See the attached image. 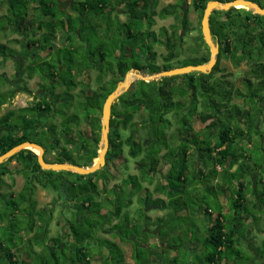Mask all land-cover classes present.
<instances>
[{
    "label": "trees",
    "instance_id": "16d2710c",
    "mask_svg": "<svg viewBox=\"0 0 264 264\" xmlns=\"http://www.w3.org/2000/svg\"><path fill=\"white\" fill-rule=\"evenodd\" d=\"M208 1L211 0H195V8L200 10L201 15ZM258 4L264 8L259 1ZM156 6L157 0H0V69L9 58L16 56L25 58L28 63L25 67L26 73L29 76L37 75L42 79L47 84L42 86L43 93L48 90L49 94L46 98L26 105L17 112L9 110L0 115V131L2 128H8V134L0 136V155L23 142L36 143L42 146L46 153L48 148L45 143L30 140L26 131L36 130L38 128L36 126H41L38 125L37 119L46 117L45 112L50 111L53 112L50 116L52 119L56 116L61 118V128L58 131L64 138H67L65 142L67 146L75 143L74 137L82 141L81 147H85L86 162L79 164L72 161L65 150L57 161L44 158L45 162L90 167L97 156L93 146L96 147L100 138L101 109L106 97L115 89L117 82L122 80L123 75L131 68L155 74L175 67L170 64L176 56L175 48L182 41L178 35L177 25L170 26L169 30L162 27L159 34L151 30V27L154 16L163 18L176 13L179 5L168 4L159 13L155 11ZM121 14L125 16L124 21L120 19ZM251 19H255L257 23L250 21ZM179 24L181 25V22ZM209 26L213 39L219 44L217 62L212 71L208 74L195 72L164 77L151 82H134L130 89L118 97L112 105L114 118L110 120L108 156L121 152L122 146H126L131 158L139 157L136 169L140 177L130 179L134 180L138 191H142L141 184L144 182L153 186L152 192L146 194L147 201L150 200L151 204L159 205L161 209L167 211L165 217L150 222V218L143 211L144 199L138 196L137 201L140 208H136L135 219H128L129 213L126 210L122 215L124 219H119L124 226L120 225L121 227L115 228L120 231L122 241H127L131 232L139 233V230L143 228L142 224L145 223V228L149 225L156 228L161 238V246L164 247L163 251L168 248L166 252L169 253L175 243L172 236L178 231L174 223L181 220L185 227L190 225L191 220L195 221L196 217L202 216L205 231L202 239L205 251L200 254L203 259H199V264H228L226 251L246 239L243 220L248 214V206L243 205L246 192L242 183L244 173H241V168L235 171L231 169L244 158L242 155L244 150L240 148L241 140L245 135L250 137L248 133H251L254 128L258 130L260 122H258L259 110L253 99L250 103L248 102L249 107L245 111L236 103H232L230 107V93L223 91L229 82L222 81L224 77L214 78V74L219 71L222 57L229 60L234 68H238L242 61L248 60V64L250 62L253 64L248 66V71L244 72V76L259 79L257 91L264 90V68L255 67L264 57V16L236 8L228 11H213L209 18ZM11 35H16L20 39L13 38ZM57 38L61 40V46L55 44ZM1 39L6 41L2 42ZM258 39L260 46L258 44L254 46V42ZM197 40L199 43L196 45L199 49L201 50V47L204 49L203 53L199 51V59L195 62L176 65V67L198 65L208 61L209 50L202 39L201 30H199ZM156 42L164 45L167 50L165 56L162 57V68L155 61L156 53L153 52V45ZM16 44L20 47V52L12 47ZM127 50L129 56L126 55ZM43 53L44 57H41ZM146 54L149 57L148 62ZM134 56L146 61L147 66L141 65L138 59L133 60ZM100 63L106 64L108 68L101 67ZM113 67L116 68L118 74H121V78L111 77L109 81L104 80L106 71L112 70ZM91 69L97 71L93 81L94 87L84 77ZM78 76L81 78L78 79ZM8 81L4 74H0V110L4 104L9 103L12 97V90H2V86ZM58 88L61 89L59 93L56 92ZM250 88L251 86H248L249 90ZM228 106L230 108L225 112L229 115L225 117L219 115ZM140 110L144 112L147 119L142 123H137L134 121V114ZM82 118L87 120L91 133L90 138L85 141H83L80 129L73 130L74 125L77 127ZM209 120L212 121L209 122ZM12 121H20L21 124L15 126L10 124ZM243 121L245 128L240 125ZM193 122H196L197 127ZM46 127L47 147L53 142L59 143L53 138L59 135L55 125L50 127L55 129L56 135L52 133L53 128ZM120 130L129 131L126 139H120ZM257 130L254 131L255 135L264 140V136L259 131L257 133ZM184 133L186 137L182 136ZM259 145L260 143H258L259 149L256 150L261 149ZM221 147L223 149L218 150ZM162 150H165V153L161 156L159 154ZM213 150L218 151L216 159L211 162L208 161V157ZM179 151L180 154L177 155ZM191 151L199 159L200 165L197 166L190 158ZM262 151L264 152V146H262ZM187 152H189V158L186 155ZM160 158L163 159V165L168 167V175L154 182L153 176L157 173V167L161 165ZM11 161H16L21 166L24 179L27 181L22 188L21 202L25 199H33L31 198L32 193H28L30 190L28 179L33 176L51 177V174H68L77 179H91L98 176L103 169L86 176L72 172L45 171L38 165L36 154L24 149L0 164V170ZM224 167L226 171L221 175L223 187H220L219 192L228 191L230 193L228 213H223V206L219 203L216 189L207 184L209 180L218 177L217 168L222 170ZM87 186L89 185L86 184ZM89 187L95 189L94 184ZM204 193L212 195L211 197L216 200L217 211L213 221L207 220L211 218L212 210L209 205L210 197L207 198L208 196ZM75 197L77 196H72V198ZM200 197L203 198L202 202L197 204L196 199L200 200ZM12 203L15 204L12 210H18V205L14 201ZM83 205H85L84 199L81 206L85 208L86 213L79 220L75 219L74 224H69V231L72 234V242L69 244L67 240L65 242L61 240L59 235L48 238L46 222L36 224L37 232L33 229L35 224H26L30 235L31 233L37 234L32 238L17 241L12 232L2 233L0 235V264H91V261L86 259L90 249H86L84 242L92 239L91 233L103 222L107 221L111 226L109 217L99 215V208L108 206L110 203L90 202L87 206L96 207L94 211ZM122 207H124L123 196L120 195L115 209L117 214ZM185 211L187 214L183 215ZM113 213L114 211L109 215ZM26 215H23V219L27 217V222H29L31 211L29 210ZM253 218L255 221L259 220L256 216ZM7 221L8 219L4 225L2 221L0 223L1 229L8 226L4 231L12 227L15 219L9 224ZM131 222L136 224L132 230L126 226ZM162 226L165 230L161 234L158 230ZM184 234H188L187 239L191 240L188 231ZM45 238L49 242L48 245H46ZM167 238L168 244H163ZM22 242L28 244L31 250H35L34 247L38 246L41 250V261L26 262L20 259L17 256L18 243ZM98 242V253L105 246L111 256V259L107 257L100 264H128L116 246L104 239H98ZM137 248L145 252L150 250L152 256L161 257L155 243L149 245V249L136 246L135 250ZM71 253L75 259H71ZM177 257L178 253L168 257L167 264L176 263ZM131 259L134 261L133 264L136 262L148 264L142 262L137 252L132 255ZM162 260L164 261V258ZM149 263L158 264L150 260Z\"/></svg>",
    "mask_w": 264,
    "mask_h": 264
},
{
    "label": "rangeland",
    "instance_id": "374dc122",
    "mask_svg": "<svg viewBox=\"0 0 264 264\" xmlns=\"http://www.w3.org/2000/svg\"><path fill=\"white\" fill-rule=\"evenodd\" d=\"M230 1V0H227ZM259 1L261 4L264 5V0H257ZM168 4H178L179 8H177L176 13H171L166 17L160 18L159 16H154L153 17V26L151 27V30H153L155 33L159 34L160 29L162 27L166 28L169 30V27L172 25H177V31H178V35L180 40L182 39V41L179 42L178 46L175 48V58L172 60L171 62V66H175L174 68H178L176 67V65H183L185 63H189L192 61H196L199 59V51H202V53L204 52V49L201 47V50L199 49V47L196 45L198 42V37H199V30H200V20H201V13L200 10L195 8V0H157V6L155 7V11L156 13H159L163 8L167 7ZM236 8V7H235ZM236 9H243V8H236ZM246 10V9H245ZM248 11V10H247ZM121 20H125V16L123 14H121L120 16ZM183 20V21H182ZM181 22V25L179 24ZM180 25V26H179ZM170 33V31H169ZM101 34V33H100ZM13 38H17L20 39L18 36L16 35H11ZM102 38V37H100ZM160 40H162V38H159ZM2 42H5V39H1ZM55 44L57 46H61V40L59 38H57V40L55 41ZM17 45V44H16ZM13 45L12 47L20 52V47L17 45ZM153 52L156 53L155 55V61L157 63V65L159 67L162 68V64H163V60L162 57L165 56V54L167 53L166 47L164 45L159 44L158 42H156L153 45ZM117 53V52H116ZM126 55L129 56V51L127 50ZM148 54H146V58H147V62L149 61L147 57ZM41 57H44V53L41 54ZM138 58L134 56L133 60H137ZM139 60V59H138ZM141 65H145L147 66V62L146 61H142L139 60ZM193 62V63H194ZM28 63L26 62L25 58H21L19 56H16L15 58H9L5 61L4 66L0 69V74H4L6 76V79H8L9 81L7 82V84L5 83V85L2 86V90L4 91H8V90H12V97L9 101V103H6V105L4 107H2V109L0 110V114L5 113L8 110H14L15 112H17L20 108L26 106V105H30L33 104L31 103L32 101H34L36 98H40L44 97V93H43V87L44 85H47L46 83H44V81H42V79H40L37 75L34 76H29L26 71H25V67ZM139 64V63H138ZM101 67L103 68H108V66L102 65L101 63L99 64ZM22 70V72H21ZM24 70V71H23ZM106 71V70H105ZM161 72V71H160ZM244 72H245V67L243 65H240L238 68H234L232 66V64L224 57L221 58L220 60V64H219V71L216 72L214 74V78H221L224 77V81H228L231 82L235 85L238 86V88H242V80L244 77ZM97 71L95 69H91L89 71V73H87L84 77H86V80H88L91 83V86H93V81L95 78ZM146 74V73H145ZM113 77H118L121 78V74L117 73V70L115 67H113L112 70H107L106 71V75L104 76V80L109 81L110 78ZM78 79H80L81 77H77ZM123 79V78H122ZM122 81V80H120ZM120 81H118L117 83H119ZM117 85V84H116ZM175 91V90H174ZM56 92H61V89L58 88ZM52 102V101H51ZM236 104L239 103V101L235 102ZM55 106V105H54ZM264 107V104H263ZM56 111V110H55ZM46 113V117L44 116V118H38V125L41 126H36L38 128L32 129L31 131L27 130V137L30 140H34V141H38L41 142L42 144L45 143L46 148H48L46 150V153L44 155V158L46 160L49 161H57L63 154V150H65V152H67L70 156V158L72 159V161L79 163V164H84L86 162L85 160V147L82 148L81 145H79V143L81 144L82 141H78L76 139V137H74L75 139V143H71V146H67L69 148H66V139L64 138L61 133L58 131L59 128H61V118L56 116L54 117V119H52L50 116L53 114V112H45ZM114 113V112H113ZM264 113V111H263ZM41 115V114H40ZM50 117V118H49ZM264 118V116L262 117ZM146 116L144 114V112L142 110L138 111V113L134 114V121L137 123H142L144 121H146ZM87 120L85 119H81L79 121V125L76 127L74 125V131H78V129H80L82 137L84 138L83 141H85V139H89V135H90V129L89 126L87 125ZM193 121V120H192ZM194 124L196 122H193ZM262 124L259 125V129L257 130V133H261L262 136L264 135V121L261 122ZM10 124L15 125V126H19L21 124L20 121H12ZM51 125H55L57 132H59V135L56 137H53L54 139H57L59 141V143H51V145L49 144L48 147L46 145V139H47V127L48 128ZM195 126L197 127V124H195ZM40 127V128H39ZM199 127V126H198ZM53 128V127H50ZM49 128V129H50ZM44 129V130H43ZM54 129V128H53ZM35 130V132H34ZM259 131V132H258ZM54 129V131L52 133H54L56 135L57 133ZM72 133V132H71ZM120 133V139L124 140L126 139V137L129 135V131H119ZM54 134L52 136H54ZM250 136L252 137H256L254 130H251V133H248ZM183 137H186V133H184L182 135ZM258 143H260V138L256 137L253 140V149H248L245 150V152L247 154H250V156H252V162L255 163V165H250L248 164V162L244 161L243 164V168L242 171L244 173H247V169H250L249 172H252L253 169L258 168V172H259V176H262V179H260L257 182V187H256V193L261 196V198L263 197V193H264V152H262L261 150H256L259 149L258 147ZM80 146V148H79ZM71 147V148H70ZM88 146H86L87 148ZM100 141L98 142V144L96 145V147L93 146V148L96 149L97 155L99 153L100 150ZM255 149V150H254ZM28 150V149H27ZM35 154V153H34ZM254 155V156H253ZM109 158V162L108 164H105L101 173L98 176H103V177H116L119 179H124L127 177V175H135L136 177L139 176V172L136 169V160H132L129 156V152H128V147L126 146H122V150L121 152L118 153H113L112 155L108 156ZM190 158L192 159V161H194L197 166L198 164L200 165V163L198 161V159L196 158L195 153H193V151L190 152ZM94 160V159H93ZM93 164V162H92ZM255 166V167H254ZM8 167V168H7ZM7 167L4 166V168H2V170H0V178L7 179L8 181H4L1 180L2 186L0 187V193L2 191V194H0V223L1 221L3 222V225L6 224V220L7 224H9L11 222V220L15 219V221L13 222L12 227L8 228V231H4V229L8 226H6L5 228L1 229L0 228V235L2 233H7V232H12V234L15 236L16 240L19 241L18 239H24V238H32V237H36V233L33 235L29 232V229L27 228L26 224L30 223L35 224L34 226V231L37 232V223H41L44 224L46 222L47 224V216H45V212L47 211V205L50 203V196H53L55 198L58 199H62V196L60 193L64 194L66 196H64V199H62L60 202L61 205H65L66 209H56L55 211L52 210L51 214L52 217L48 215V218H51V221L48 223L49 228L52 229H56L55 225H57L56 223L64 221L66 223H73L76 220H79L80 217H82L84 215V211L81 207H79V205H81V203H79V200H81V202L84 199V193L86 191V189H89V186L86 187V182H81V184L79 183L77 186H73L72 187V176L68 175V174H62L65 175L64 180H60L59 178V174H51L52 176V183L51 185L55 188V189H51V192L47 193H43L42 191V187H37L36 190L38 193H36V201L39 203V205L37 204V202L33 199H25L22 200V202L20 201V199H22V195L21 193H13V192H18V190L21 189L22 187V181L23 179H21L20 183H18L19 185H12L11 180L14 179V182L16 181V176L18 173H20V169L21 167L16 164L14 165L13 162H10ZM157 173L153 176V180L154 182L156 180H159L160 177H166L168 174V167H165L163 165H159L156 169ZM226 171L225 168L222 170H219L217 168V172L216 174L218 175L217 179L215 182H213V180L208 181L207 184H209L210 182V186H213L216 189L217 193L219 192L220 187H223V180L221 179V175L223 174V172ZM23 176V173H22ZM25 177H28L25 175ZM137 177V178H139ZM119 179H116L119 181ZM10 180V181H9ZM242 181H252L251 179H249L248 177H244V180L242 179ZM116 182V181H115ZM244 184V182H242ZM85 185V186H84ZM141 185H146V184H141ZM13 186V188H12ZM84 186V187H83ZM18 187V189H17ZM143 188V187H142ZM14 189V190H13ZM148 189L150 190V192H152L153 190V186H149ZM247 191H249L250 193H253V184H249V186L246 188ZM144 193H143V189L142 191L139 192V194H137V197H143ZM205 196H208L207 198L210 197V208L212 210V216L211 218L209 217V219H207L208 221H210V219L213 221L215 218V213L217 211L216 209V200L211 197L212 195H208V193H204ZM72 196H77L75 197L76 199L72 198ZM136 199V197H135ZM201 199H203L202 197H200L199 199H196L197 204H199L201 201ZM263 200V199H262ZM262 200L260 202H262ZM15 202L18 205V210L13 211V207L15 206L14 203ZM149 205H154L153 203L151 204L150 200L148 201ZM147 202V203H148ZM79 204V205H78ZM262 204H264L262 202ZM14 205V206H13ZM40 205H44L43 210L42 211ZM46 205V206H45ZM59 205V203H58ZM204 205V204H203ZM13 206V207H12ZM35 206V207H34ZM156 206V205H154ZM158 206V205H157ZM34 207V208H33ZM133 208H140V205L138 203V201H134L133 203ZM228 207V206H226ZM47 208V209H46ZM72 208H74L76 210V213H74V211L72 210ZM96 209V207L91 206V208H89V210L94 211ZM31 211V217L29 219V222H27V217H24L25 219H23V215L27 216L26 214L28 213V211ZM48 210L51 211V209L49 208ZM154 210V209H153ZM259 210H261L259 208ZM263 210V209H262ZM49 211V212H50ZM143 211L145 212V208H143ZM150 211V210H149ZM148 211V212H149ZM264 211V210H263ZM229 212V210H227V213ZM262 212V211H260ZM258 211L255 210V208L251 205L249 207H247V215H249L252 219V217H259L261 216V219L254 221L253 225L255 226V231H253L251 228L249 231H247L249 229V224H247L245 222V220H243V224H244V228L246 229V239L243 240L241 242V244L239 245H235L234 248L232 249H228L226 251V258L228 260V264H261L259 261L264 262V212L260 213ZM12 214V215H11ZM41 214H44L43 216ZM167 214V212H166ZM164 211H160L157 210L153 213V216L156 215L158 217H164V215H166ZM263 215V216H262ZM10 216H13V218H9ZM207 221V224H208ZM44 222V223H42ZM54 222V224L52 223ZM203 217H196L195 221L191 220L190 221V225L189 226H185L182 225V221L179 220L178 222L174 223V227L177 231V233L175 235L172 236V238L175 239V243L173 244L174 248L176 251H169V253L165 254L166 256L163 257V255L161 257H156V263L158 264H167L168 261V257H171L172 255L176 254V252L178 253V257H177V262L174 264H199V259L202 260L203 256L200 255L203 254L202 252L205 251V248L203 246V236L204 234V226H203ZM2 226V225H1ZM150 228V230H153L154 227L149 225L148 226ZM67 229H69V226L67 227ZM156 229V228H155ZM164 228L163 226L159 228L158 232H160L161 234L164 232ZM189 233V236L191 237V240L188 238L187 239V235L184 234V232ZM55 232H59V229L50 231L48 232L49 236L53 235ZM247 233L248 235H250L251 239H247ZM42 239V238H41ZM31 240V239H30ZM45 242L46 245L49 244V242L47 241V238H45ZM151 242H154V240L151 239ZM168 238L163 242V244H168ZM48 243V244H47ZM254 245V246H253ZM151 249H153L154 247H150ZM174 248H171L172 250H174ZM34 249L37 251L35 252V250H31L28 246V244L25 243H18V253L17 256H19L20 259L23 258H30L29 262H39L42 259V256L40 255L41 250H39L38 246H35ZM164 249V248H163ZM168 248H165V251ZM170 249V250H171ZM72 250V249H70ZM254 250V253H252L251 251ZM66 251V250H65ZM148 251V252H147ZM146 252L140 248L136 249V252L140 254L142 262H146L148 264L149 263V254H151L150 250H147ZM154 251V250H153ZM39 254L36 255L35 254ZM120 252V251H119ZM118 252V255H119ZM66 253V252H65ZM121 253V252H120ZM62 255V254H61ZM117 255V256H118ZM131 255V254H130ZM168 255V256H167ZM63 256V255H62ZM71 259H75L72 256V253L70 254ZM200 257V258H199ZM48 258L49 254H48ZM132 258V257H131ZM131 258H128V264L131 263L133 264L134 261H132ZM162 258H164V261L162 260ZM154 259V257H153ZM101 261L100 260H95V261H91V264H100ZM136 264H138L136 262Z\"/></svg>",
    "mask_w": 264,
    "mask_h": 264
},
{
    "label": "flooded vegetation",
    "instance_id": "af4514ba",
    "mask_svg": "<svg viewBox=\"0 0 264 264\" xmlns=\"http://www.w3.org/2000/svg\"><path fill=\"white\" fill-rule=\"evenodd\" d=\"M252 2L258 4L257 0H253ZM250 21H253L254 23H257V21H255V19H251ZM215 42L217 43V41H215ZM259 43H260V40L258 39L256 42H254V46L256 44H258V46H260ZM218 49H219V44H218ZM247 61L248 60H244L240 64V65H243L245 67V72L248 71V66L253 64V62H250V64H248ZM255 67L256 68H264V57L258 61V65H256ZM145 73H146V71H145ZM224 80L225 79L222 78V81H224ZM259 83H260L259 79H253V78H251L249 76L248 77L244 76L243 80H242L243 87L241 89L238 88L237 85H235V84H233L231 82L227 83L225 85V88H223L224 89L223 91H225V93H230L229 94V97H230V100H231V102L229 104L230 107H231L232 103H235L236 101H239V103L237 105L239 107H241L243 109V111H245L249 107L248 102L250 103V101L252 99L255 101L256 107L259 110V117H258L259 121L258 122H260V123L258 124V126L262 124L261 123L262 121H264V118H262L264 116V113H263V111H264V107H263V104H264V90L263 91H257V88L259 87ZM248 86H251L250 90L248 89ZM254 91H255V93H254ZM47 96H49L48 90L44 93V97L36 98L31 103H34V102H36L38 100H41V98H46ZM2 107H1V109H2ZM230 107L228 106V108L224 109V111L229 110ZM225 113H226V115H229L228 112H225ZM219 115H221V114H219ZM113 118H114L113 111L111 109V118H110V120L113 119ZM210 121H212V120H209V122ZM244 123L245 122L243 121L240 124L241 126H243V128H245V124ZM100 127H101V119H100ZM258 129H259V127H258ZM219 130H221L220 127H219ZM255 130H257V128H254V131ZM90 135H91V133H90ZM259 138H260V145H261V142L264 145V140L262 139V137H259ZM79 145H81V144L79 143ZM68 146H71V145H68ZM65 147L69 148V147H67V145H65ZM79 148H80V146H79ZM108 150H109V147H108ZM217 151L218 150H213L212 154L208 157V161L213 162L216 159V152ZM44 153H45V149H44ZM164 153H165V150H162L159 155L162 156V154H164ZM178 154H180V151L177 152V155ZM186 155L188 157L189 156V152H187ZM96 158H97V156H96ZM105 158H106V164H108V162H109L108 151L106 153ZM131 159L138 161L139 157L131 158ZM159 161H160V164L163 165V163H164L163 159L160 158ZM199 163H200V161H199ZM163 166L166 167V165H163ZM131 177L133 178V177H136V176L135 175L134 176L133 175H127V177L124 178V179H119V178L112 177V176L108 177V178L107 177H103V176H96V177L91 178V179H77L75 176L71 177L72 178V187L73 186H77L79 183L81 184V182H86V184H88L89 186H91L92 184H94V186H95V189H92V188L89 187L88 190L83 192L84 193V201H85V205H83L84 207L89 209L90 206H87V205L90 202H97V203L108 202V203H110V205H108V206H104V207L101 206L99 208V215L101 217H103V216L109 217L108 219L111 222V226H109L110 224H108L107 221L103 222L101 225L98 226V228L93 230V232L91 233L92 239L86 240L84 242V246L86 247V249H88V248L90 249L89 250V254L86 255L87 256L86 257L87 260H90V261L100 260V261H102V260H105L107 257H109V259H111V256L109 255L108 250L105 249V246H103L101 248V252L98 253L99 252V251H97L98 246H99L98 239L107 240V241L110 242L111 245L116 246V248L123 255V258L125 257L124 260L125 259L128 260V258L132 257V255L136 252V250H135L136 246L137 247H142L144 249H149L148 246L154 244L156 241H157V243H155V244H157L160 254L161 255L164 254V252L162 250V246H161V238L159 236V233H157L156 229L150 230L149 228H145V223L142 224L143 228H141V230H139V233L136 234V233L131 232L129 234V236H128V240L127 241H122L120 239V231L115 229L116 227H118L120 225L124 226L123 223L119 222L120 218L124 219V217H122L124 211H126V210L128 211V213H129L128 219L129 218L133 219L135 217L134 213H135L136 209L133 208L132 206H133L134 201L135 200L137 201L138 197H137L136 194L139 193L140 191L136 190V186L134 184V180L130 179ZM137 177H139V176H137ZM59 178H60V180L66 179L65 175H62V174H59ZM160 178L164 179L165 176L163 178L162 177H160ZM116 179H119V181L116 180ZM1 180H2V178H0V187L3 184V183H1ZM52 181H53L52 177L47 176V175H38V176H33V177L29 178L28 179V183H29V186H30V190L28 191V193H32L31 198L36 197V195H37L36 193H38L36 188L37 187H42L44 183L48 187L49 192H51V189H55L53 187L54 185L53 186L51 185ZM11 182H12V185H16L17 184L16 181L14 182V179ZM25 182H27V181H25V179H23L21 189L18 190V192H13V193H22V188H24ZM142 184H146L145 186L141 185L143 187V193H144L143 197H141V198L144 199V201H143V208H144V202L147 201L146 194L150 193V190L148 189V187L150 185H149L148 182H144ZM85 193H87V194H85ZM109 193H111V194H109ZM60 194L62 196V199H64L65 195L62 194V193H60ZM120 195L123 196V205H124V207H122V209H120L119 213L117 214V211H115V209L117 208V199L120 197ZM50 197H51L50 203L47 206L46 205L45 206L48 209L49 208L51 209V211H50V210H48L46 208L47 209L46 212H47V214L49 216L52 217V214H51L52 210L55 211L56 209L62 210V209H66V208H65L64 204L63 205L60 204L61 203L60 201L62 199H58V198H55L53 196H50ZM86 197H89V198H86ZM135 197H136V199H135ZM74 199H76V198H74ZM37 201H40V200H37ZM88 201H90V202H88ZM58 203H59V205H58ZM79 203H81V201H79ZM37 204L39 205L38 202H37ZM40 207H41L42 211L44 212V210H43L44 205H42V206L40 205ZM79 207L82 208L81 205H79ZM82 209H83L84 214H85L86 213L85 208H82ZM72 210L74 211V213H76V210L74 208H72ZM112 211H114V213L112 215H109V213L112 212ZM149 212H144V213L148 216ZM134 225H136L134 222L126 224V226H128L127 228L131 229V230L133 229L132 227ZM67 234H68L67 237H65L62 234V231L59 229V232H55L52 236L55 237V236L59 235L61 240H63L64 242L67 240L68 244H69V243L72 242V234L70 233L69 229H68V233ZM151 239L154 240V242H151ZM149 257L152 258L154 256L149 254Z\"/></svg>",
    "mask_w": 264,
    "mask_h": 264
},
{
    "label": "water",
    "instance_id": "95a60500",
    "mask_svg": "<svg viewBox=\"0 0 264 264\" xmlns=\"http://www.w3.org/2000/svg\"><path fill=\"white\" fill-rule=\"evenodd\" d=\"M238 2L244 6L243 9L251 11L253 14L258 16H264V8L260 7V5L249 1V0H230L225 2H220L218 0H211L208 1L205 5L204 11L202 13V17L200 20V30L202 39L209 50V59L206 63L198 64V65H187L184 67L173 68L170 70H165L158 72L156 74H151L148 76H143L142 74H135L134 78L131 81H128L127 77L129 73L138 72L139 70L136 69H129L123 76L122 81L117 83L115 89L106 97L102 110H101V134H100V150L97 156V160L93 163L90 167H80L77 165L69 164V163H47L44 160V149L42 146L31 143V142H23L7 152L0 155V164L7 161L10 157L14 154L24 150L25 144H30L34 148L39 150V154L36 155L37 163L42 170L45 171H53V172H72L81 176H86L92 174L105 165V155L108 149V133L110 129V118H111V108L116 99L120 97L122 94L126 93L131 85L135 81H144V82H151L156 81L160 78L164 77H173L178 75H185L190 73H202L208 74L212 71L213 67L217 62V55L219 53L218 44L213 40L210 27H209V18L213 11H228L231 8H235L233 5ZM145 212L149 210L158 209L159 206L149 205L147 201L144 202Z\"/></svg>",
    "mask_w": 264,
    "mask_h": 264
},
{
    "label": "crops",
    "instance_id": "0c3cea01",
    "mask_svg": "<svg viewBox=\"0 0 264 264\" xmlns=\"http://www.w3.org/2000/svg\"><path fill=\"white\" fill-rule=\"evenodd\" d=\"M4 106H5V104H4ZM3 106V107H4ZM0 115H2V113L0 114ZM221 116L222 117H225V116H227L226 115V113H225V111L224 110H222V112H221ZM8 128H2L1 129V131H0V136L1 135H3V134H8V130H7ZM257 137V136H256ZM256 137H252V136H250V137H248V136H244L243 137V139L241 140V143H240V148L242 149V150H244V152H243V157L244 158H242L241 160H239L238 162H237V164L231 169V171H235L237 168H241V173H244L243 171H242V168H243V164H244V161H246V162H248V164H250V165H255V163H253L251 160L253 159L252 158V156H250V154H247L246 152H245V150H248V149H253L254 147H253V140H254V138H256ZM262 146H264L263 145V143L261 142V145H260V147H261V151H262ZM223 149V147H221L220 149H218V150H222ZM263 152V151H262ZM45 154V153H44ZM254 156V155H253ZM11 162H13L14 163V165H16V164H18L16 161H11ZM199 162V160L197 161V163ZM9 164V163H8ZM7 164V165H8ZM7 165L5 166V167H7ZM19 165V164H18ZM197 165V164H196ZM20 166V165H19ZM256 166V165H255ZM254 166V167H255ZM21 167V166H20ZM8 168V167H7ZM224 168H226V167H224ZM221 170V169H220ZM20 171V173H18L17 174V176L15 177L16 178V182H17V184H16V186L17 185H19L18 183H20V181H21V179H24V176H22V171H21V169L19 170ZM250 171V169H247V173H244V177H248L249 179H251L252 181H249V183H248V181L246 182V181H242V182H244V186H245V189L249 186V184H253V193H250L249 191H247L246 190V192L244 193V198H245V202L243 203V205L244 206H253L254 208H255V210L256 211H258V212H260V211H262V212H260V213H263L264 211V204H262V202L264 203V198H261V196H259L257 193H256V187H257V182L260 180V179H262V176H259L260 174H259V172H258V168H256V169H253L252 170V172H249ZM1 175V174H0ZM24 175V174H23ZM20 177H21V179H20ZM216 179L217 178H215L214 180H213V182H215L216 181ZM2 180H4L5 182L6 181H8L7 179H4V177L2 178ZM243 180H244V178H243ZM10 181V180H9ZM12 181V180H11ZM209 181H211V180H209ZM45 184V183H44ZM43 184V188H42V191H43V193L45 192V193H47L48 192V187L46 186V184L44 185ZM209 185H210V182H209ZM234 187V186H233ZM12 188H13V186H12ZM17 189H18V187H17ZM14 190V189H13ZM0 194H2V191H1V193ZM230 193H228V191H226V193H217V198H218V200H219V203L223 206V213H227V210H229V205H228V199H229V195ZM35 196V195H34ZM260 197V198H259ZM264 197V196H263ZM34 199L33 200H36V198L35 197H33ZM263 199V200H262ZM262 200V202H260ZM260 205V206H259ZM159 206V205H158ZM226 206H228V207H226ZM259 208L261 209V210H259ZM263 209V210H262ZM157 210H160V211H164L165 212V214H166V210H164V209H161L160 208V206H159V209H154V210H150V212H149V214H148V217L150 218V222H153L155 219H157V218H160V217H158V216H156V215H154L153 216V213L155 212V211H157ZM180 214H181V212H180ZM185 214H187V211H185V212H183V215H185ZM259 215L260 214H258V217H259ZM45 216H47V219H48V221H47V224L45 223V228H46V236L49 238L50 236H52V235H50L49 236V234H48V232H49V230L50 231H53L54 232V230H57V229H60L61 231H62V234L65 236V237H67V233H68V229H67V227L69 226V223H66V222H64V221H62L61 220V222H58V223H56L57 225H55V227H56V229H52V228H49V225H48V223L51 221V218L49 217L48 218V214H47V212H45ZM263 216V215H262ZM164 217H165V215H164ZM259 219H261V216L259 217ZM245 222L247 223V224H249V229H248V231L250 230V228L253 230V231H255V226L253 225V223H254V218L252 217V219H251V217L250 216H245ZM149 221V220H148ZM42 223H44V222H42ZM53 224H54V222H52ZM39 223H37V225H38ZM149 228V227H148ZM150 229V228H149ZM250 235L251 234H249L248 235V233H247V239H251L250 238ZM263 235H264V232H263ZM24 239H26V238H24ZM156 241V240H155ZM155 243H157V241L155 242ZM254 246V245H253ZM164 247H162V250H164L163 249ZM169 251H176L175 250V248H174V250H169ZM253 251V253H254V250H252ZM164 252V251H163ZM167 252H165L164 254H162L163 255V257H165ZM168 254V253H167ZM176 254H177V252H176ZM176 254H174V255H172V256H175ZM161 255V256H162ZM127 256V255H126ZM168 256V255H167ZM171 256V257H172ZM157 256H154V259H153V257L151 258V257H149V260L150 261H155L156 262V258ZM125 258V257H124ZM127 258V257H126ZM156 258V259H155ZM26 262H29L30 261V258H23ZM126 260V259H125ZM126 262H128V260H126ZM224 262H225V260H224ZM223 262V263H224ZM228 262V261H227ZM262 262V261H261ZM262 263H264V262H262Z\"/></svg>",
    "mask_w": 264,
    "mask_h": 264
},
{
    "label": "bare ground",
    "instance_id": "6f19581e",
    "mask_svg": "<svg viewBox=\"0 0 264 264\" xmlns=\"http://www.w3.org/2000/svg\"><path fill=\"white\" fill-rule=\"evenodd\" d=\"M233 6L236 7V8H244V6L241 5V4L238 3V2H236ZM185 66H187V65H185ZM182 67H184V66H182ZM131 69H134V68H131ZM136 70H139V69H136ZM139 71H140V73H138V72H132V73H129V75H128V77H127L128 81L133 80V78L135 77V76H134V73H135V74H142L143 76L151 75V74H148V73L145 74V71H146V70H144V71L139 70ZM155 74H156V73H155ZM160 79H161V78H160ZM158 80H159V79H158ZM114 102H115V101H114ZM111 109H112V108H111ZM101 110H102V109H101ZM109 131H110V129H109ZM100 134H101V130H100ZM108 134H109V133H108ZM99 141H100V138H99ZM108 147H109V140H108ZM24 148H26V149L32 151V152L35 153L36 155L40 153L38 149L34 148V147L31 146L30 144H25V145H24ZM42 148H43V147H42ZM107 151H108V149H107ZM106 153H107V152H106ZM97 156H98V155H97ZM105 156H106V155H105ZM43 157H44V156H43ZM96 160H97V158H96ZM96 160L94 161V163L96 162ZM105 164H106V158H105Z\"/></svg>",
    "mask_w": 264,
    "mask_h": 264
}]
</instances>
